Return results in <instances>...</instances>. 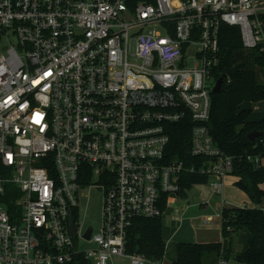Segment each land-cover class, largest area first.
I'll return each mask as SVG.
<instances>
[{
	"label": "built area",
	"instance_id": "2783aa9c",
	"mask_svg": "<svg viewBox=\"0 0 264 264\" xmlns=\"http://www.w3.org/2000/svg\"><path fill=\"white\" fill-rule=\"evenodd\" d=\"M223 27L264 52V0H0V264H163L126 253L133 221L161 217L184 175L211 198L233 170L207 126ZM187 119L205 161L166 162L168 127ZM93 188L101 227L85 240Z\"/></svg>",
	"mask_w": 264,
	"mask_h": 264
},
{
	"label": "trees",
	"instance_id": "16d2710c",
	"mask_svg": "<svg viewBox=\"0 0 264 264\" xmlns=\"http://www.w3.org/2000/svg\"><path fill=\"white\" fill-rule=\"evenodd\" d=\"M218 58L212 77L216 81L224 76L225 80L218 94L211 93L207 126L220 151L233 158L230 175L237 178L235 185L258 205L264 199V191L260 188L264 183V118L257 122L250 121L251 110L241 106L264 101V52L259 48L244 50L240 31L235 27H223ZM192 127L193 123L189 119L168 127L166 162L183 160L188 165H200L205 161L190 155ZM252 132L260 135L250 142L247 135ZM248 157L258 158L261 164L249 162ZM207 181L203 176L184 175L180 194ZM3 200L10 206L9 195ZM165 200L166 195L160 204L162 211L165 209ZM220 218L222 242L179 243L176 246V260L172 264H217L220 258L238 264H264V211L259 207L223 208ZM232 235H237L242 246L240 251L234 250ZM125 251L127 254L144 256L149 262L162 261L165 241L161 217L135 219L127 230ZM70 264L87 262L76 257Z\"/></svg>",
	"mask_w": 264,
	"mask_h": 264
},
{
	"label": "rangeland",
	"instance_id": "374dc122",
	"mask_svg": "<svg viewBox=\"0 0 264 264\" xmlns=\"http://www.w3.org/2000/svg\"><path fill=\"white\" fill-rule=\"evenodd\" d=\"M247 109H252L251 105L246 106ZM251 114V120L254 122L260 121L264 117L259 114L257 111H253L252 109ZM236 178L234 176L228 175L225 176L222 180V191L212 196L208 203L213 208L214 212L216 214L221 213L223 207H237V206H243L247 208L252 207H259L263 209L264 211V199H262L261 203L256 205L254 202L250 200L248 195L239 187L235 185ZM263 190H264V183H263ZM177 199H180L182 201H186L187 205L189 206H196L192 207V209L185 211V217H193V210L195 211V215H200L202 218H204V211L199 208L200 203V194L198 190L190 189L185 192L184 196H174ZM79 209L77 211V222L79 226H81L84 229H87L91 227L94 231V233H98L101 227V196L99 195V192L97 189H85L82 192H80V198H79ZM174 203L171 206L170 204L167 205V210L164 213V215L161 218L162 224L166 226L168 217L173 216L174 209H173ZM238 208V207H237ZM212 219L214 218L215 223H218L217 216H211ZM203 223L201 224V226ZM195 226V225H194ZM198 227V226H197ZM194 229V228H193ZM170 235V234H169ZM76 245V248H80L82 251L86 250H93L96 248V246L92 243H86L81 242L78 240V238L73 239ZM177 241V239L175 240ZM232 241H233V247L234 250L237 249L239 245V241L237 239V235H232ZM241 250V249H240ZM115 264H128V262L124 261L122 263H119L118 260H115ZM108 264H114L112 262ZM228 264H237L235 262H230Z\"/></svg>",
	"mask_w": 264,
	"mask_h": 264
},
{
	"label": "crops",
	"instance_id": "0c3cea01",
	"mask_svg": "<svg viewBox=\"0 0 264 264\" xmlns=\"http://www.w3.org/2000/svg\"><path fill=\"white\" fill-rule=\"evenodd\" d=\"M247 105H251L253 111L259 112V114L264 117V101H261L258 103H244L241 107L243 109H247L246 108ZM252 109H250L251 114L253 113ZM251 114L249 116L250 121H252L251 120ZM235 182H237V178H236ZM260 188L263 190V184L260 186ZM185 192H184V194H179L178 196H184ZM165 202H166L165 203V209H164V211H162L163 212L162 216L164 215V213L167 210V205L170 204L172 206L173 203H174V206H173L174 214H173V216L168 217L166 226H164V224H162V236H163V240L165 241V255L162 259L163 264H172L176 260V246L179 243L205 244V243L222 242L220 215L216 214L214 212L213 208L211 207V205L208 202H207V204L199 203V208H201L204 211V213H203L204 218H202V216H200V215H195L196 210H193V214H194L193 217L187 216V218H186L185 217V211L192 209V207H196V206H189L186 204L187 203L186 201H182L180 199H177L174 196L166 197ZM244 206H246V205L237 206V207L238 208H245ZM208 207L211 208V210L213 211V214L211 213L210 209H208ZM237 207H223V208H236V209H238ZM252 208H254V207H252ZM215 215L217 216L216 218L219 219L218 223H215L214 218L212 219V217H211V216H215ZM162 216H161V218H162ZM202 223H203V225L201 226ZM176 239H177V241H175ZM241 247L242 246L239 243V245H238L237 249H235V251H240ZM115 260H118L119 263L127 261L126 259H123V258H114L110 262L115 264L116 263ZM227 262L230 263L231 261H227Z\"/></svg>",
	"mask_w": 264,
	"mask_h": 264
},
{
	"label": "water",
	"instance_id": "95a60500",
	"mask_svg": "<svg viewBox=\"0 0 264 264\" xmlns=\"http://www.w3.org/2000/svg\"><path fill=\"white\" fill-rule=\"evenodd\" d=\"M224 80H225L224 76H222L216 80L215 85L212 89L213 94H218L221 91ZM259 135L260 134L257 132H252V133L247 135V139H248V141L253 142L256 138L259 137ZM193 189L198 190V192L200 194V203L201 204H207V202L209 201L210 196H211V190L204 185H195V186H193ZM208 209H210L211 213L213 214V211L211 210V208L208 207ZM69 223H70V234H71V236H75L76 232H75L74 220H73L72 215H70ZM91 233H92V228L89 227L86 234L84 235V239L89 240Z\"/></svg>",
	"mask_w": 264,
	"mask_h": 264
}]
</instances>
